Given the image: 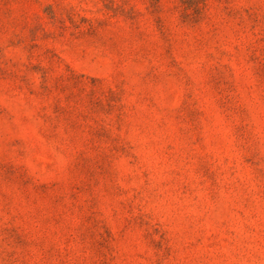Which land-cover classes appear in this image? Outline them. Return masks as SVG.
<instances>
[{"label":"rangeland","instance_id":"1","mask_svg":"<svg viewBox=\"0 0 264 264\" xmlns=\"http://www.w3.org/2000/svg\"><path fill=\"white\" fill-rule=\"evenodd\" d=\"M0 264H264V0H0Z\"/></svg>","mask_w":264,"mask_h":264}]
</instances>
